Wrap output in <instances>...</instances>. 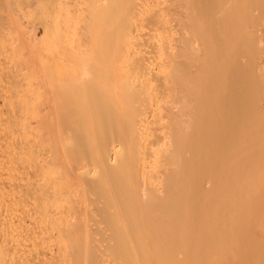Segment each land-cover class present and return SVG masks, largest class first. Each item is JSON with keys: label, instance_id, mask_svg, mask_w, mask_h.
Masks as SVG:
<instances>
[{"label": "bare ground", "instance_id": "bare-ground-1", "mask_svg": "<svg viewBox=\"0 0 264 264\" xmlns=\"http://www.w3.org/2000/svg\"><path fill=\"white\" fill-rule=\"evenodd\" d=\"M145 2L127 0V26L118 38L123 55L130 54L135 45L140 28L134 29L131 23L144 16ZM156 3L157 9L147 21L154 27L164 24L165 41L171 28L169 12L176 17L174 27L182 28V34L190 32L188 37L181 35L182 46L171 48L165 42L161 50V62L170 69L158 76L166 86L165 94L173 95L172 104L165 107L167 113L156 115L159 96L146 99L142 94L136 107V103L122 104L108 124L110 120L99 115L106 97L121 102L127 91H143L157 72L150 76L152 71L145 73L142 65L137 68L144 73L130 75L128 68L137 62L126 56L125 71H120L124 79L117 78L110 85L115 50L106 49L110 56L103 50L77 53L73 71L69 66L68 70L50 67L49 71L59 75L51 78L56 84L48 89L57 98L53 101V96L52 104L42 108L46 115L58 117L53 129L64 151L60 167L97 162L99 175L79 169L74 176L79 187L103 196L105 204L118 202L116 210L130 233L120 237L118 246L102 250L117 247L120 252L115 256L121 264H264V0ZM123 21L118 23L119 30L115 25L116 33L126 25H120ZM150 61L152 67L157 65ZM44 71L45 77L49 76L46 72L51 73ZM156 124V142L142 147L143 132ZM109 126L117 128L119 146L108 145L100 156L70 153L76 144L84 148L93 144L91 136ZM112 158L117 164H111ZM155 160L163 162V169L156 170L159 185L143 175L146 164ZM112 174L122 176L116 187L109 184ZM86 221L75 224L80 227Z\"/></svg>", "mask_w": 264, "mask_h": 264}, {"label": "rangeland", "instance_id": "rangeland-1", "mask_svg": "<svg viewBox=\"0 0 264 264\" xmlns=\"http://www.w3.org/2000/svg\"><path fill=\"white\" fill-rule=\"evenodd\" d=\"M117 1L0 0V264H121L119 257L115 256L120 252L117 247L112 251L102 250L118 246L120 237L130 233L126 221L116 210L118 202L111 200L105 204L103 196L97 197L91 191L79 187L78 178L74 176L79 169L93 171L94 176L99 175L95 160L81 164L77 162L71 168L60 167L64 151L55 134L56 130L53 129L58 117L55 119L54 115H46L47 113L42 111L43 107L52 104L49 100L53 99V96V101L57 98L56 94L49 90L56 84L51 78L55 80L59 75L49 69H59V66L67 69L69 66L73 71V59L77 53L99 54L102 50L107 53V50H115L111 53L114 68L109 72L110 83L107 82L110 85H115L117 78L124 79V74L122 76L120 71L124 70L126 56L137 64L140 60V65L134 63L135 65L128 68L130 75L141 72L140 69L145 67L146 70L143 68V71H152L150 76L155 75V79L153 77L141 92L127 91L121 102L108 95L106 105L99 111V115L110 121H103L109 124L120 106H132L140 100L142 94L146 99L149 95V98L154 94L159 96L154 107L156 115L167 113L166 108L169 103L172 104L173 95L165 94L166 86L158 76L163 70L170 69L167 64L161 62L164 53H161V50L164 51L162 48L165 42L171 48H176L178 44L182 46L181 35L188 37L190 32L184 31L182 34V28L174 27L176 17L169 12L173 16L170 14L167 17L171 28L169 27L166 33L165 41L164 24L159 22L154 24V27L153 24L149 26L147 21L156 11V2L159 0H146L149 3L145 2L146 10L144 16L140 17L141 22H136V19L131 21L133 23L130 22L134 29L140 28L139 32L137 31L139 38L137 37V42L135 41L133 49L129 51L130 54L126 55L125 52L123 55L121 40L118 38H122L123 30L127 26L128 20L125 17L129 3L127 0ZM121 20H124V23L120 25H126L118 31V23H122ZM115 27L118 28L117 33ZM131 56H136V60ZM139 56L145 60H141ZM149 60L152 61L151 64L154 61L157 65L152 67ZM149 65L151 69L149 67L150 70H147ZM158 65H161V71ZM157 66L159 68H156ZM43 69L51 72H46L49 76L45 77ZM44 84L49 88H45ZM44 88L49 90L46 92ZM171 90L174 91L173 88ZM143 99L145 98L141 100ZM136 105L137 103L134 107ZM138 110L140 113V109ZM112 127H103L99 132L96 131L91 136L93 144L85 148L76 144L70 153H86L93 157L100 156L101 150L108 145L119 146L121 143L118 133L115 132L117 128ZM155 131L159 133L157 124L143 132L145 136L142 139H145V142L142 141V147H145L144 143L148 145L156 142L158 133ZM113 158L111 164L115 165L118 161ZM162 164L161 160L146 164L143 175L159 185L161 179L158 178L156 170L160 166L159 169H163ZM121 182V175L112 174L109 179L112 187ZM84 219H87L86 224L76 226L78 220Z\"/></svg>", "mask_w": 264, "mask_h": 264}]
</instances>
